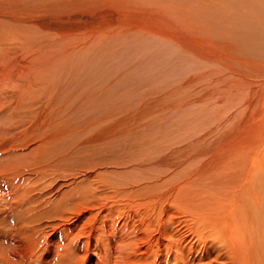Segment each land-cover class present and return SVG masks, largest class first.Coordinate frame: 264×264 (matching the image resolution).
<instances>
[{
    "label": "rangeland",
    "instance_id": "rangeland-1",
    "mask_svg": "<svg viewBox=\"0 0 264 264\" xmlns=\"http://www.w3.org/2000/svg\"><path fill=\"white\" fill-rule=\"evenodd\" d=\"M0 2V256L22 237L27 249L45 244L16 264H229L227 240L202 238L196 213L242 239L237 262L264 264V0ZM33 171L53 208L51 192L71 178L97 186L101 204L111 189L112 206L130 197L112 192L136 183L131 196L154 199L159 229L142 233L129 260L109 234L119 215H143L128 206L103 207L105 228L89 222L69 236V225L43 223L27 236L50 213L11 217L6 201ZM63 245L71 259L54 261Z\"/></svg>",
    "mask_w": 264,
    "mask_h": 264
},
{
    "label": "bare ground",
    "instance_id": "bare-ground-1",
    "mask_svg": "<svg viewBox=\"0 0 264 264\" xmlns=\"http://www.w3.org/2000/svg\"><path fill=\"white\" fill-rule=\"evenodd\" d=\"M1 3V2H0ZM9 36V35H8ZM14 36V35H13ZM1 38V37H0ZM5 38V36H4ZM10 39V38H9ZM13 40V39H12ZM14 41V40H13ZM16 41V40H15ZM7 42V41H6ZM263 74V73H262ZM3 110V108H2ZM263 110H264V107H263ZM1 115V113H0ZM59 131V130H58ZM31 134V133H29ZM28 134V136H29ZM29 140V139H28ZM27 140V141H28ZM227 141V140H226ZM32 144V143H31ZM34 144V143H33ZM18 145V144H17ZM30 146V145H29ZM245 148V147H244ZM31 149V148H30ZM33 151L37 150V151H41L42 150V147L40 146H37L36 144L33 145ZM242 153V152H241ZM34 154V153H33ZM33 154H29L28 155H33ZM39 156V155H38ZM240 157H242V155H240ZM238 157V158H240ZM34 158V157H33ZM253 158V157H252ZM262 157L258 156V164H262L263 165V160L264 157L261 159ZM39 159V157H38ZM244 159V158H243ZM37 160V159H36ZM233 160V159H232ZM236 160V159H235ZM240 160V159H239ZM253 160V159H252ZM42 161V160H41ZM241 161V160H240ZM254 161V160H253ZM23 162V161H22ZM234 162V161H233ZM242 162V161H241ZM241 162L238 161V163L240 164ZM253 163V162H252ZM232 164V163H231ZM238 164V165H239ZM43 165V164H42ZM246 165V163H245ZM244 165V166H245ZM235 166V165H234ZM260 166V165H258ZM256 166V168L258 167ZM248 167V166H246ZM246 167L244 168L245 170ZM218 168V167H217ZM259 169V168H258ZM260 170V169H259ZM259 170L258 172L255 171L253 169V171L259 173ZM264 170V169H262ZM32 171V170H31ZM252 171V172H253ZM38 172L39 171H33L32 173H29V175H27L26 178L20 180V182L17 184V186L15 187L14 189V195L11 196V197H7V201L6 202H9V205L13 206L12 207V212L11 214V217L13 215H25L27 218L28 216L27 215H32V213L34 215H36L35 213L38 212H43V213H40L38 214L39 216L40 215H45V212L48 211V213H50L49 215V220H47V222H42L40 223L39 225H41L40 227L37 226L36 228H28V229H25L28 232V234H26L27 236L28 235H34L35 233L40 236L39 232L41 231L42 229V226L44 224H47V225H50L52 226L53 228L54 227H62L64 225H71V229H69V226L65 229H63L64 233L66 235H69V236H74L75 233H78L81 231V229L84 227V225H86L87 223L91 222L93 225H99L100 223H102L106 216L108 215H101V213H110V211H114L118 208L119 205L121 206H128V211H130L131 213H134V210H138V212L140 214H143V215H111V216H114V217H117V219H113L111 222V226H112V231L109 233L111 235H115L116 236V243H118L120 246H122L123 248L126 247L127 249H129V251H127V253H125V251L120 248V247H115L114 246V243H113V240L111 241L110 239V243H113V247H114V251H115V254H120L122 260H129L130 259V255L131 256H135L137 254H139L138 252L135 254L133 252L134 251H138L141 249L139 245H142V243H144L142 241V233L145 232L146 230H149L153 227L156 226L157 228V215H158V208H157V203L154 202V199L152 200H149V199H143L142 197L140 199H137L136 197H133L131 195L134 194V191L135 189H138L140 191V188L138 185H135L136 183H131V184H128V185H125L126 187L123 189V188H120L118 186V188L120 189H117V191H115L114 193L112 192V196L113 198H117L118 194L122 195L121 198L124 196H130L127 200H123L124 203H122L121 201H117L116 205H110L111 203H109L108 201V198H109V192H111V189L108 190V192L106 191L104 194L101 192L100 194L103 195L104 197V202L103 204H101L98 200V195H99V192L97 193L96 190H99L97 186H95L94 188L91 186V185H88L86 183H83L84 181H82V184H78L79 182H77V180H80V178H71L69 180H66L68 182H71L72 184H68V183H62V189H58V190H54L55 192H51L50 195H52L51 197L53 198L54 202H55V208H53L51 206V202L47 205H45L44 203H42V199L46 198L47 197V193L50 192L48 189L47 190H44V188H46L49 183H43L41 181V178H38L40 177L38 175ZM42 172V171H41ZM240 172V171H239ZM261 172V171H260ZM113 173V171H112ZM247 173V172H246ZM244 174V173H243ZM252 174V173H251ZM250 174V175H251ZM261 174V173H260ZM259 174V175H260ZM45 175V174H44ZM252 175H255L254 173ZM264 175V174H263ZM262 175V177H263ZM198 176V175H197ZM258 177V175H256ZM50 177H53V173H49V178ZM87 177V176H86ZM231 177V176H230ZM230 177H227V180L228 178ZM255 177V176H254ZM188 178V177H187ZM201 178V177H200ZM232 178V177H231ZM230 178V179H231ZM225 179V178H223ZM237 179V178H236ZM52 180V178H51ZM202 180V179H201ZM233 180V178H232ZM238 180V179H237ZM236 180V181H237ZM244 180V179H243ZM257 180V179H255ZM255 180H254V183H255ZM259 180V179H258ZM223 181V180H222ZM246 181H249V180H246ZM136 182V181H135ZM140 182V181H139ZM100 183V182H99ZM239 183V181H238ZM237 183V184H238ZM246 183V182H245ZM248 183H253V182H248ZM253 183V184H254ZM43 184V185H42ZM138 184V183H137ZM185 184V183H184ZM100 185V184H99ZM109 185V184H108ZM198 185V184H197ZM235 186V185H234ZM252 187V185H250ZM256 186V185H255ZM112 186H110L111 188ZM245 187V186H244ZM51 188V186H50ZM100 188V187H99ZM234 188V187H233ZM236 188V186H235ZM247 188V186L245 187ZM185 189V188H184ZM199 189V188H198ZM250 189V188H249ZM259 189V188H258ZM63 190V192H62ZM113 190V189H112ZM137 190V192H139ZM177 190V189H176ZM255 191V188L253 189ZM103 191V190H102ZM243 191V190H241ZM245 191V190H244ZM261 191V190H260ZM259 191V192H260ZM196 192V191H195ZM247 192V191H246ZM201 193V192H200ZM242 193V192H241ZM256 193V191H255ZM83 194V196H82ZM97 194V195H96ZM140 194V192H139ZM194 194V193H193ZM247 194V193H246ZM258 194V193H257ZM261 195V194H260ZM232 196V195H231ZM235 197V196H234ZM239 197H240V194H239ZM260 198V201H262L263 199V195H261ZM180 199V198H179ZM239 199V198H238ZM242 198H240L241 200ZM254 199V198H253ZM201 200V199H200ZM233 200V199H232ZM231 200V201H232ZM237 200V199H236ZM239 200V201H240ZM259 200V199H258ZM73 201V202H72ZM115 201V202H116ZM179 201V200H178ZM206 201V200H205ZM215 201V200H214ZM212 201V202H214ZM219 201V200H218ZM220 204V202H218ZM223 201V200H221ZM238 201V200H237ZM255 201V199H254ZM257 201V200H256ZM97 204H95V203ZM242 202V201H240ZM264 202V201H263ZM132 203H134L135 205H132ZM211 203V202H210ZM209 203V204H210ZM215 203V202H214ZM227 203V202H226ZM236 203V206H237V202ZM234 202H232V204L235 205ZM255 203V202H254ZM258 203V201L256 202V204ZM182 204V203H181ZM222 204V203H221ZM263 204V203H261ZM8 205V206H9ZM53 205V206H54ZM208 205V204H207ZM6 206V205H5ZM222 206V205H221ZM225 207V204L223 205ZM248 206V205H247ZM250 206V204H249ZM248 206V207H249ZM253 206V205H252ZM258 206V205H257ZM260 206V205H259ZM103 207H106L108 208L109 211L107 212H103L101 209ZM230 206H228L229 208ZM233 205L230 207L232 208ZM223 208V207H222ZM254 208V206H253ZM190 209V207H189ZM246 209V208H245ZM248 209V208H247ZM246 209V210H247ZM258 209V208H256ZM254 209V210H256ZM211 210V209H210ZM251 210L252 212L253 209L251 207ZM68 211L70 213H68ZM89 212L88 214L89 215H86V213ZM250 212V213H252ZM247 213V212H246ZM8 213H5V215H7ZM52 214V215H51ZM221 214V213H219ZM218 214V215H219ZM65 215V216H63ZM72 215L73 218H72ZM190 215H192V221H193V225L196 232H200V236L202 238H206L208 237L209 235L212 234H215L213 235L214 238H218V236L220 235L221 236V241H222V236L225 237V239L227 240L228 242V251H229V255H230V263L229 264H244V261L243 259H239L238 262L236 261L235 257L237 256L236 255V248L235 246H238L239 243H242V239H239L237 238L236 236H234L233 234H229V231L230 229H228L227 227H223L221 228V226L219 228H217V223L214 222L212 220L211 217L207 216V215H198L196 213H191ZM194 215V216H193ZM229 215V214H228ZM226 215V216H228ZM63 216V218L61 217ZM217 216V215H215ZM230 216V215H229ZM233 216V215H232ZM21 217V216H19ZM48 217V216H47ZM125 217V218H124ZM142 217H148L149 219L148 220H143ZM219 217H222V215H220ZM260 217V216H259ZM112 218V217H111ZM223 218V217H222ZM258 218V217H257ZM214 219H218V220H221L220 218H214ZM186 220V219H185ZM191 220V219H190ZM224 220V218H223ZM229 220V219H228ZM75 221V222H73ZM110 221V219H109ZM107 222V221H106ZM163 222V221H162ZM216 224H214V223ZM218 222V221H217ZM222 222V221H221ZM230 222V220H229ZM250 222V221H249ZM44 223V224H43ZM52 223V224H51ZM156 223V224H155ZM226 223V222H225ZM108 224V223H107ZM207 224V225H206ZM227 224V223H226ZM77 225L79 227L80 230H75L74 227L72 226H75ZM110 225V223H109ZM45 226V225H44ZM101 227H103L101 224H100ZM215 226V227H214ZM219 226V224H218ZM227 226V225H226ZM159 227V225H158ZM105 228V227H103ZM193 228V227H192ZM191 228V229H192ZM108 229V228H107ZM111 229V228H109ZM159 228H157L158 230ZM164 229V228H163ZM163 229L161 231H163ZM167 229V228H166ZM192 229V230H194ZM98 230L102 231V229H97L95 231H91L90 233V236L92 237L93 234H96V233H99ZM105 230V229H104ZM115 230V232H114ZM156 230V231H157ZM243 231V229H241ZM165 231V230H164ZM163 231V232H164ZM148 233H145V237ZM24 236H26L25 234H23ZM46 235V232L43 233V236ZM61 235V233H60ZM99 235V234H97ZM149 235V234H148ZM147 235V236H148ZM198 235V234H197ZM241 235V234H240ZM97 237V236H96ZM113 237V236H111ZM243 238V237H242ZM15 239V238H14ZM30 237L27 238V240H29ZM109 240V238H108ZM108 240L106 239V241L108 242ZM205 240V239H204ZM26 240H24L22 237H20V239L16 238L14 240V243H12V246L10 247V250L12 251V254L11 253H7V254H4L0 256V264H16V261L18 260L17 258V253L20 252V251H23L22 249H24V252H25V256L27 257V260H32L34 258L33 256V252H34V249H38V245L41 247V246H44L45 243H42V241H35L32 245V242H31V246L29 245V249H27L26 247L28 245H26L28 242H25ZM62 241H65V242H68L70 244V242L72 241L73 244L72 246H75V242L73 240V238H66V239H63ZM261 241V240H260ZM105 242V241H104ZM245 243V242H244ZM255 243V242H254ZM30 244V242H29ZM62 244H65L64 242ZM117 245V244H116ZM112 246H111V249H112ZM247 247V246H246ZM110 248V247H109ZM57 253H60L61 251H64L66 253H62L61 252V257L59 259V256L57 254H55V258H54V261H57L59 262H63V260H70V256L73 255V253L71 252V249L69 247H67L66 245H63L61 247H58V248H55ZM233 249V250H232ZM248 249V247H247ZM7 250V249H6ZM86 250H89V249H86ZM235 253H234V252ZM251 251H254L253 249H251ZM256 251V250H255ZM254 251V252H255ZM263 251V250H262ZM39 252V251H38ZM38 252H36L34 255H38ZM130 252V253H129ZM128 253L130 255H128ZM253 253V252H252ZM257 253H258V250H257ZM264 254V252L262 253ZM40 255V254H39ZM57 256V257H56ZM138 256V255H137ZM254 256V255H253ZM258 256V254H257ZM259 257V256H258ZM242 258V257H241ZM255 258V257H254ZM237 259H238V256H237ZM264 259V258H263ZM75 260V259H74ZM43 262V261H42ZM229 262V261H228ZM41 263V262H39ZM83 263V262H82ZM256 263V262H255ZM61 264V263H60ZM74 264V263H73Z\"/></svg>",
    "mask_w": 264,
    "mask_h": 264
}]
</instances>
